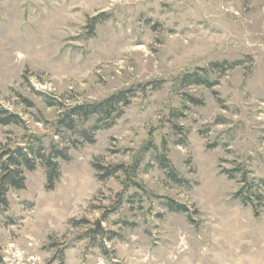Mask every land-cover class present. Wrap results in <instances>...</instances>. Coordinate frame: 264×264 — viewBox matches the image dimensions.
Returning <instances> with one entry per match:
<instances>
[{
    "label": "rangeland",
    "instance_id": "1",
    "mask_svg": "<svg viewBox=\"0 0 264 264\" xmlns=\"http://www.w3.org/2000/svg\"><path fill=\"white\" fill-rule=\"evenodd\" d=\"M121 92L113 124H58ZM10 114L36 166L0 264H264V0H0Z\"/></svg>",
    "mask_w": 264,
    "mask_h": 264
},
{
    "label": "trees",
    "instance_id": "2",
    "mask_svg": "<svg viewBox=\"0 0 264 264\" xmlns=\"http://www.w3.org/2000/svg\"><path fill=\"white\" fill-rule=\"evenodd\" d=\"M123 103H128V97L123 92L113 95L107 100L86 105H78L67 112L64 119H61L58 124L75 132L78 127V121L83 123L89 121L95 116H105L110 124H113L116 116L112 115L113 109ZM0 123L3 125L19 124L20 118L17 115H7L0 117ZM84 135H87L88 130H84ZM43 157V156H42ZM166 160V158H165ZM48 173L49 186L51 188L52 182L55 178V172L58 170L57 164L53 163L51 158L43 160ZM162 165L175 173L174 167L170 162H162ZM35 162L30 154L22 146H17L15 149L0 148V212L8 207L7 193L10 189L22 190L25 188V170L33 171L35 169ZM120 169V168H119ZM123 169V168H121ZM128 172V168H125ZM176 174V173H175ZM167 207L173 212H187L184 205L168 200Z\"/></svg>",
    "mask_w": 264,
    "mask_h": 264
},
{
    "label": "water",
    "instance_id": "3",
    "mask_svg": "<svg viewBox=\"0 0 264 264\" xmlns=\"http://www.w3.org/2000/svg\"><path fill=\"white\" fill-rule=\"evenodd\" d=\"M100 227H101V222H100V220H98V221L96 222V227H95V229H93V232H94V231H97Z\"/></svg>",
    "mask_w": 264,
    "mask_h": 264
}]
</instances>
